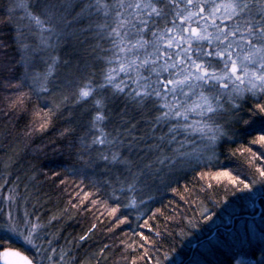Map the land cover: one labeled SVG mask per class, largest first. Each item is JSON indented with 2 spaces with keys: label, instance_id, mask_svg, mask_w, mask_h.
<instances>
[{
  "label": "snow or ice",
  "instance_id": "6c2138e0",
  "mask_svg": "<svg viewBox=\"0 0 264 264\" xmlns=\"http://www.w3.org/2000/svg\"><path fill=\"white\" fill-rule=\"evenodd\" d=\"M0 13L3 264H108L102 241L121 227L124 264H264V214L243 235L221 216L264 204V0H0ZM188 173L199 211L153 210ZM161 216L175 228L154 229Z\"/></svg>",
  "mask_w": 264,
  "mask_h": 264
},
{
  "label": "trees",
  "instance_id": "16d2710c",
  "mask_svg": "<svg viewBox=\"0 0 264 264\" xmlns=\"http://www.w3.org/2000/svg\"><path fill=\"white\" fill-rule=\"evenodd\" d=\"M2 14V13H0ZM7 31V29H5ZM26 123V120L22 119L18 125V127H23V125ZM39 143V141H37ZM234 145L233 147H235ZM41 161H43V157L40 158ZM36 162V161H34ZM239 162H243V159ZM192 173H188L186 178H181L179 180V183H174L171 185V187L176 188V191L173 192L169 188L168 190L163 192L162 197L158 196L156 203L151 205V208L153 210L160 208L163 212L164 215L171 217L173 215L176 216L177 220L180 219L181 216L187 215L189 217L194 216L199 209L196 207V204L199 200H202L203 194L199 192V189L201 187L200 184H196L194 180H192ZM187 189V190H186ZM184 197L182 200L181 197ZM56 199H57V194H53L52 196V203L51 204H46L45 208H52L53 211L55 210V204H56ZM67 197L65 196L61 201L60 204L63 206L64 200H66ZM234 209V215L229 218L224 212L221 213V216L224 218V223L227 225L228 229L235 233H240L241 235L244 234V231L246 228H252L253 227V221H255L256 225H261V216L264 214V204L257 202L255 207H245L243 205V202L241 201H234L232 205H229L228 209L225 211H233ZM151 215V213H149ZM148 217L146 216L144 219H147ZM220 221L218 220L217 223ZM140 223H143V220L140 221ZM151 224L153 225V228L155 229L156 227L162 228L163 231H168L169 229L175 228V225L169 221H165L163 216H161L157 220L151 221ZM167 224L168 227L164 228L163 226ZM89 226V221H80V222H74L73 226L70 227L69 229H66L67 232H72L73 235L76 234V232H79L80 227H87ZM75 229V231H73ZM136 231H140L139 228L136 229ZM225 229L224 227H221V232H224ZM130 232V227L125 228L121 227V230L115 233V237L112 240H103L102 243H108V244H115L114 247H111L109 250V260L108 264H124V260L122 259L123 253L120 250L121 246L119 245V240L120 239H128V233ZM145 234H148V229H144ZM104 234L103 232H100V236L102 237ZM71 239V237H68ZM64 236L60 237V243L58 245H55L59 251V247L63 245L64 243ZM140 251L138 250L134 255H139ZM133 258L132 254H129L127 256L128 260H131ZM55 259H59L58 252L55 256Z\"/></svg>",
  "mask_w": 264,
  "mask_h": 264
},
{
  "label": "water",
  "instance_id": "95a60500",
  "mask_svg": "<svg viewBox=\"0 0 264 264\" xmlns=\"http://www.w3.org/2000/svg\"><path fill=\"white\" fill-rule=\"evenodd\" d=\"M0 264H3V262H2V261H0Z\"/></svg>",
  "mask_w": 264,
  "mask_h": 264
}]
</instances>
